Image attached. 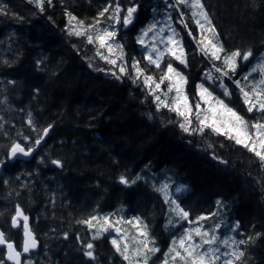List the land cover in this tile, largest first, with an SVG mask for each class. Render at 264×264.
I'll return each instance as SVG.
<instances>
[{"label": "trees", "instance_id": "16d2710c", "mask_svg": "<svg viewBox=\"0 0 264 264\" xmlns=\"http://www.w3.org/2000/svg\"><path fill=\"white\" fill-rule=\"evenodd\" d=\"M110 2L54 0L55 7L40 13L27 0H0V6L8 13L0 15V157L6 156L14 140L23 142L18 132L36 136L26 123L29 112L39 127L52 125L31 161L17 159L3 168L0 179L3 231L13 242L21 243L22 230L10 227L15 205L19 204L30 217L40 241L39 250L26 258L33 264H109L110 260L111 264H125L110 244L114 232L94 242L96 262L82 255V245L76 239L78 234L84 239H90L91 235L76 221L119 209L124 218L139 216L149 225L161 249L150 264H160L172 239L181 234L178 227L186 225L173 227L168 223L174 218L162 194L153 190V186L158 188L174 176L187 188L179 200L192 218L219 212L213 220L203 222L206 229L210 230L213 222L223 221L227 225L239 221L245 236L237 234V239L264 233V170L252 153L223 136L184 133L177 124L168 122L176 119L174 113L166 109L156 112L146 90L142 91L128 78L118 81L89 67L92 63L111 68L95 55L94 45L68 34L65 9L79 18H91ZM119 3L125 9L138 6L130 26L117 25V41L123 44L129 61L140 60L142 67L147 66L151 74L158 75V70L144 60L146 53L137 38L156 16L170 14L176 29L181 31L188 54L189 67L178 65V68L188 77L190 96L199 83L214 87L204 80V74L214 70L213 63L199 52L188 30L177 23L183 13L189 29L198 36L190 11L182 6L179 12L168 8L164 0H119ZM204 3L226 49H251L255 59L250 64L260 58L264 53V0H204ZM41 60L38 70L37 61ZM9 80L16 84L9 85ZM225 82L233 92L231 99L225 98L226 102L250 118L239 90L231 81ZM213 155L218 159H213ZM41 157L44 162L38 163ZM51 159L61 160L64 167L52 165ZM121 174L133 178L139 174L143 179L125 187L118 182ZM217 200L224 202L223 209L216 208ZM123 227L134 231L128 225ZM43 230L48 238L52 237L48 241ZM247 251L248 264H264V237Z\"/></svg>", "mask_w": 264, "mask_h": 264}, {"label": "snow or ice", "instance_id": "6c2138e0", "mask_svg": "<svg viewBox=\"0 0 264 264\" xmlns=\"http://www.w3.org/2000/svg\"><path fill=\"white\" fill-rule=\"evenodd\" d=\"M27 3L33 5L40 13L55 7L54 0H27ZM164 3L168 8L178 12L181 6L190 9L199 35H195L193 30L189 29L183 13L180 14L177 23L188 30V35L196 42L199 52L213 63L214 72L218 75H213L211 71L206 72L204 80L214 87L199 83L196 85L195 93L190 96L187 90L188 77L173 63L174 61L176 64L183 65L184 68L189 67L188 54L180 33L172 28L171 23L168 24L171 34L166 38L163 36L165 28L161 27L157 30L155 22L142 30L137 38V43L147 52L144 60L147 61L148 66L158 70V75L151 74L147 66L142 67L140 60L132 58L129 61L126 58L123 44L117 41V25L122 28L131 25L138 9L137 5L125 9L120 5L119 0H111L91 18H79L66 8L64 13L67 17L66 30L69 35L82 37L88 44L94 45L95 55L111 66L110 69H104L89 63V67L95 71L106 72L118 81L128 78L142 91L146 90L147 96L152 97L151 103L155 105L156 112L166 109L175 114L176 119H169V123L177 124L190 136L204 137L208 134L223 136L252 153L257 158L261 169L264 170V53L260 54L257 64L241 76L239 69L242 64L255 59L254 53L251 49L228 50L225 48L204 0H171V2L164 0ZM7 14L6 8L0 6V15ZM18 19L23 20L22 17ZM168 19L171 20L170 14ZM150 33H153L151 44L146 42ZM158 37L164 45L163 48L157 47ZM5 63L8 62L5 61ZM42 63V60L37 61L38 70H41ZM257 72L260 76L259 80L253 77V73ZM226 80L231 81L239 90L242 103L247 113L251 115V119L222 98L231 99L233 95ZM7 83L15 85L16 81L9 80ZM215 87L221 90V95L215 94ZM149 119H152L151 113ZM26 123L36 136L33 138L18 132L17 135L22 136L23 142L14 140L10 144L6 156L0 157V169L4 168L8 162L20 157H34L52 130L51 124L39 127L31 112L28 113ZM209 147L212 145L210 144ZM213 159L218 157L213 155ZM37 162L43 163V157ZM220 162L227 163L224 160ZM50 163L57 168L64 167L59 159H51ZM142 179L143 177L139 174L134 178L121 174L118 182L125 187H132ZM4 184L7 185L8 181L4 180ZM153 190L162 194L164 203L168 205V211L175 219V223L173 219H169V224L175 227L186 222L189 225L183 227L179 237L172 239L167 251L163 253L160 264H248L250 257L248 247L264 237V233L260 232L247 234L246 238L241 239L221 233L222 227H228L229 233L245 236V233L240 231L239 221L230 227L223 221L213 222L211 229H206L203 222L213 220L219 212L213 211L207 215L202 214L192 218L190 211L182 206L179 196L176 195L187 190L184 185L170 190V185L165 183L158 188L153 186ZM224 207L222 200L216 201L218 210ZM119 211L118 209L115 213L104 215L91 214L76 221L85 226L91 234L90 239H84L79 234L76 237L82 245V255L88 261L96 262L98 255L94 242L114 232L115 237L110 239V244L125 264H150L152 258L160 253L161 249L151 235L149 225L139 216L126 219L119 215ZM124 225L130 226L134 231L124 228ZM10 227L22 230V241L16 244L10 239L8 233L0 230V264H8V262L33 264L30 259L26 260L25 256L38 247V241L30 226V217L19 204L15 205ZM64 238H68L67 234Z\"/></svg>", "mask_w": 264, "mask_h": 264}, {"label": "rangeland", "instance_id": "374dc122", "mask_svg": "<svg viewBox=\"0 0 264 264\" xmlns=\"http://www.w3.org/2000/svg\"><path fill=\"white\" fill-rule=\"evenodd\" d=\"M74 4H76V5H79L78 4V2H74ZM187 9V8H186ZM188 11H190V9H187ZM190 13H191V11H190ZM168 17H169V14H166L165 16H163V17H158V16H156V18L151 22V23H149V24H147L146 25V27L145 28H147V26L148 25H150V24H152V23H156V27H157V30L159 29V28H161V27H163V28H165V33L163 34V36L166 38L167 37V35H169V34H171L170 33V31H169V29H168V24L169 23H171V26H172V28H175L176 29V26L174 25V22H173V19H172V17H171V20L169 21V19H168ZM134 21V20H133ZM130 26V25H129ZM144 28V29H145ZM143 29V30H144ZM177 30V29H176ZM179 33H180V36L182 37V35H181V31H179V30H177ZM152 35H153V33H150L149 34V37H147L146 38V42L147 43H149V44H151V37H152ZM182 40H183V37H182ZM156 44H157V47H160V48H163L164 47V45L161 43V41H160V37H158L157 38V41H156ZM183 44H184V41H183ZM185 47V46H184ZM145 50V49H144ZM145 53L147 54V52H146V50H145ZM167 59V58H166ZM260 58H258V59H256L255 61H254V63L253 64H250L249 62H246V63H244V64H242V67L239 69V72H240V75L242 76L243 74H246L253 66H255L256 64H257V62H258V60H259ZM173 63H174V66H176V67H178V65L179 64H176L174 61H173ZM243 68V69H242ZM212 69V68H211ZM214 69V68H213ZM181 70V69H180ZM182 71V70H181ZM183 72V71H182ZM213 72V75H217L215 72H214V70L212 71ZM253 77L256 79V80H259L260 79V76H259V73L257 72V73H253ZM163 87V86H162ZM215 94L216 95H221V90L218 88V87H215ZM222 98H224L225 99V97H222ZM250 115V114H249ZM249 119H251V115H250V118ZM167 179H169L170 181H168L167 183L170 185V190H174L177 186H180L181 184L179 183V180L177 179V178H175L174 176H170L169 178H167ZM172 183H173V185H174V187H172ZM185 192H187V190L186 191H183V192H181V193H178V194H176V195H178V196H181L183 193H185ZM173 223H175V219L173 220ZM184 224H186V225H183V227H188L189 225H187V223L186 222H184ZM233 223H228L227 225L230 227L231 225H232ZM178 226H180V225H177L176 227H178ZM183 227L182 228H180V227H178V231H180V233H182V231H183ZM221 233L222 234H226V235H233V236H235L236 238H237V233H229V231H228V227H224V229H223V227H222V231H221Z\"/></svg>", "mask_w": 264, "mask_h": 264}, {"label": "water", "instance_id": "95a60500", "mask_svg": "<svg viewBox=\"0 0 264 264\" xmlns=\"http://www.w3.org/2000/svg\"><path fill=\"white\" fill-rule=\"evenodd\" d=\"M47 139V137L45 138V140ZM45 142V141H44ZM43 142V143H44ZM42 143V144H43ZM39 150V149H38ZM37 150V151H38ZM34 156H35V154H34ZM34 157H29V158H25V157H20V158H18L19 160H21V161H25V162H28V161H31L32 159H33ZM2 171H3V168L2 169H0V179H1V176H2ZM30 226H31V224H30ZM32 228V227H31ZM0 230H3L2 229V227L0 226ZM34 232V231H33ZM35 234V233H34ZM36 236V235H35ZM36 238H37V236H36ZM37 241H38V247L35 249V250H33L31 253H29V254H26V256H25V258L26 257H29L32 253H34V252H36L39 248H40V241L38 240V238H37ZM8 264H11V262H8Z\"/></svg>", "mask_w": 264, "mask_h": 264}, {"label": "bare ground", "instance_id": "6f19581e", "mask_svg": "<svg viewBox=\"0 0 264 264\" xmlns=\"http://www.w3.org/2000/svg\"><path fill=\"white\" fill-rule=\"evenodd\" d=\"M164 168H165V167H164ZM170 171H171V170H170ZM179 181H180V178H179ZM181 181H182V180H181ZM230 201H231V200H230ZM210 210H211V209H210ZM216 210H217V209H216ZM212 211H213V208H212ZM223 217H224V215H223ZM43 233H44V235L46 236V239H47V241H48V239H49L51 236L48 238V235H47L48 233L45 234L46 232H44V230H43ZM52 236H53V235H52ZM51 238H52V237H51ZM171 238H172V237H171ZM168 240H170L169 237H168ZM169 242H170V241H169ZM166 243H167V242H166ZM165 245H166V244H165ZM167 245H169V244H167ZM167 245H166V246H167Z\"/></svg>", "mask_w": 264, "mask_h": 264}]
</instances>
